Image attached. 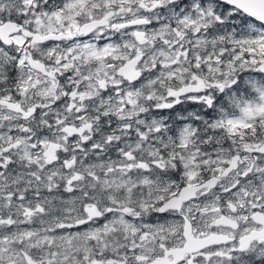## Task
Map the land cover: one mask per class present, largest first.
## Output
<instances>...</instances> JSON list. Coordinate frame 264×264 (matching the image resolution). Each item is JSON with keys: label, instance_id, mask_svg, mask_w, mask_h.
<instances>
[{"label": "snow or ice", "instance_id": "6c2138e0", "mask_svg": "<svg viewBox=\"0 0 264 264\" xmlns=\"http://www.w3.org/2000/svg\"><path fill=\"white\" fill-rule=\"evenodd\" d=\"M0 264H264V0H0Z\"/></svg>", "mask_w": 264, "mask_h": 264}]
</instances>
